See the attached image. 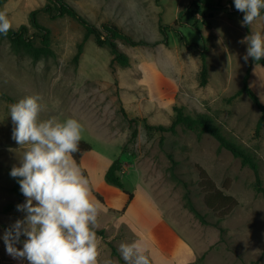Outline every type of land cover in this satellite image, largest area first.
<instances>
[{
  "label": "rangeland",
  "instance_id": "1",
  "mask_svg": "<svg viewBox=\"0 0 264 264\" xmlns=\"http://www.w3.org/2000/svg\"><path fill=\"white\" fill-rule=\"evenodd\" d=\"M47 2L7 0L0 11L18 28L29 25L30 14ZM66 2L96 26L112 22L134 39L156 44L132 47L117 41L129 58V65L121 66L113 63L111 50L91 36L75 61L85 29L72 18L51 19L44 12L38 19L51 30L54 57L34 61L15 52L0 36V264H28L10 256L3 241L6 227L26 215L17 210L26 198L14 192V181L8 176L23 153L12 139L9 105L36 94L42 97L41 119H77L83 126L81 140L91 146L79 167L103 206L96 227L100 264L107 259L122 264L121 243L137 239L150 250L151 264H264V193L256 192L252 170L229 151L220 150L207 133L199 136L180 127L176 134L157 129L172 124L176 108L209 116L225 136L257 158L264 188V125L256 131L261 112L246 93L236 96L249 72V86L264 104V67L252 58L243 59L248 45L240 42L251 32L264 35V18L242 26L244 14L235 9L234 0ZM161 25L174 26L191 45L183 44L173 31L164 44ZM203 53L208 67L205 85ZM41 60L42 71L37 68ZM114 161L120 163L125 190L133 194L120 210L109 206L116 195L108 197V204L98 189ZM174 161V172L187 189L171 177ZM198 167L238 201L220 223L222 230L214 225L219 217L204 203ZM187 190L212 225L202 224L185 207ZM7 206L13 208L4 213ZM21 237L17 248L26 239Z\"/></svg>",
  "mask_w": 264,
  "mask_h": 264
},
{
  "label": "clouds",
  "instance_id": "2",
  "mask_svg": "<svg viewBox=\"0 0 264 264\" xmlns=\"http://www.w3.org/2000/svg\"><path fill=\"white\" fill-rule=\"evenodd\" d=\"M234 7L244 14L242 26L264 18V0H234ZM13 27L8 14L0 11V35L7 36ZM240 42L248 45L245 61L264 59L260 32H251ZM43 65L39 61L38 70ZM41 99L39 94L28 95L9 105L12 139L23 149L20 164L12 167L10 176L18 178L26 203L17 205V210L26 215L4 232L6 251L28 264H100L96 227L103 206L74 158L83 126L72 117L41 119ZM22 235L26 239L17 248ZM119 252L125 264H151L150 250L140 239L121 243Z\"/></svg>",
  "mask_w": 264,
  "mask_h": 264
},
{
  "label": "trees",
  "instance_id": "3",
  "mask_svg": "<svg viewBox=\"0 0 264 264\" xmlns=\"http://www.w3.org/2000/svg\"><path fill=\"white\" fill-rule=\"evenodd\" d=\"M6 1L7 0H0V6ZM47 1V4L43 8L36 9L30 14L29 25L23 24L18 28H13L7 36L0 35L1 38L10 42L11 48L15 52L28 55L34 61L55 56V52L52 48L51 30L43 26L38 19V15L41 12L47 13L51 19H58L62 17L72 18L85 29V36L82 43L78 46L75 61L79 60L81 54L83 53L84 44L91 36H94L96 43L99 46H107L113 54V63H118L121 66L129 65V58L119 49L117 41H122L132 47L150 46L156 44H150L149 42H146L142 39L136 40L112 22H104L100 26H96L89 22L84 16H82L77 11V9L66 2V0ZM209 17L213 18V14L211 13ZM203 25L207 28H211V24L207 21H203ZM31 30L33 32H31ZM170 31L175 32L183 44L186 46L191 45L188 42L186 36L181 31L175 29L174 26L161 25L160 34L163 37L162 42L164 44L168 43ZM205 55V53L202 54L203 66L201 71V80L203 85L207 84L208 82V67ZM253 62L256 64H261L264 67V59L261 61L253 60ZM248 78L249 72L246 74L243 87L236 93V96L246 93L260 110L261 117L256 128L257 133H259L262 126L264 125V104L261 102L256 93L250 88ZM178 127L184 130L196 132L199 136L205 133L212 136L218 142L220 150L225 149L229 151L233 157L240 160L243 167H248L252 170L255 177L254 187L256 192L264 193L263 180L257 158L242 145L225 136L220 127L209 116L203 114L193 116L187 114L182 108H176V116L172 124L168 127L159 126L157 129L161 132H170L172 134H176ZM135 134L136 133H134V135ZM90 150V144L81 140L79 144V151L74 154V158L78 165L80 164L82 155ZM174 164H176L175 161L171 167L172 179L183 184L185 189H187V184L174 172ZM198 169L200 178L199 186L205 195L204 203L208 209H210L219 217L214 225L220 228V223L224 221L226 217L238 206V201L233 196L227 195L222 190H220L210 178L205 169L202 167H198ZM10 171L11 169L8 171V176L14 181L13 190L17 195L20 196V198H22L23 194L20 192L18 178L11 177ZM120 172V163L118 161H114L106 172L105 179L107 183L123 190V192L128 195L129 201L127 204H129L133 200V194H130L125 190ZM184 199L185 207L194 215L196 219H198L202 224L212 225L211 222L207 221L206 216L202 214V212L196 207L190 197L188 190L184 195ZM12 208V206H7L3 211L4 213H7L11 211ZM6 228L8 230L10 227ZM220 230H222V228H220ZM121 262L122 264H125V261L122 259Z\"/></svg>",
  "mask_w": 264,
  "mask_h": 264
},
{
  "label": "crops",
  "instance_id": "4",
  "mask_svg": "<svg viewBox=\"0 0 264 264\" xmlns=\"http://www.w3.org/2000/svg\"><path fill=\"white\" fill-rule=\"evenodd\" d=\"M98 189L101 193H103L107 202H108V197L111 194L116 195V200L114 204H109L108 202L109 206L111 207L110 209H114V210L123 209L129 201V197L127 194H125L121 189L113 185H110L109 183H107V181L101 182Z\"/></svg>",
  "mask_w": 264,
  "mask_h": 264
}]
</instances>
